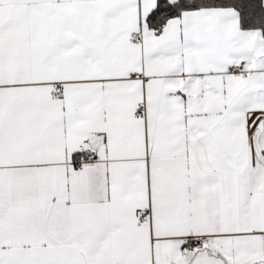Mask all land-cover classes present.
<instances>
[{"label": "snow or ice", "instance_id": "obj_1", "mask_svg": "<svg viewBox=\"0 0 264 264\" xmlns=\"http://www.w3.org/2000/svg\"><path fill=\"white\" fill-rule=\"evenodd\" d=\"M0 264H264V0H0Z\"/></svg>", "mask_w": 264, "mask_h": 264}]
</instances>
